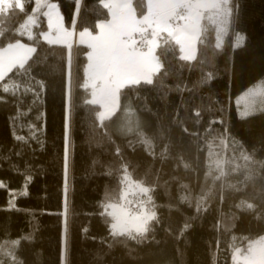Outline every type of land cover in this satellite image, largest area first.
<instances>
[{
  "label": "trees",
  "instance_id": "trees-1",
  "mask_svg": "<svg viewBox=\"0 0 264 264\" xmlns=\"http://www.w3.org/2000/svg\"><path fill=\"white\" fill-rule=\"evenodd\" d=\"M22 1L0 11V49L35 48L0 81V264H232L248 252L264 235V108L241 100L264 86V0L206 11L192 60L158 35L159 71L123 88L102 121L85 86L89 48L77 46L68 98L72 50L41 39L44 20L28 37L35 0ZM57 1L69 28L95 33L109 18L104 0ZM133 5L147 12V0ZM124 124L140 130L123 135ZM126 174L150 189L156 214L143 232L113 234L106 208Z\"/></svg>",
  "mask_w": 264,
  "mask_h": 264
},
{
  "label": "rangeland",
  "instance_id": "rangeland-1",
  "mask_svg": "<svg viewBox=\"0 0 264 264\" xmlns=\"http://www.w3.org/2000/svg\"><path fill=\"white\" fill-rule=\"evenodd\" d=\"M186 0H147V12L138 15L135 11L133 0H113L110 4L108 0L103 3L109 11V18L98 22L97 32L86 29L76 30L66 25L62 11L57 0H35L33 13L29 15L23 25V31L28 37L32 36V27L45 21L46 28L41 33V39L47 44L64 45L72 50L68 68L67 97L72 98L75 91V60L77 46L89 48L86 64L85 86L90 88V102L100 106V120L112 117L119 109L121 90L128 85V76L132 69L140 68V61L136 60L132 65H128L129 59L123 58L124 54H129L131 50L150 54L151 57L156 52L158 43L157 27L162 25L168 28V33L176 32L175 27L184 24L178 29L186 50L195 42L198 43L202 30V20L198 23L195 16H191L193 9H202V19L206 11L222 12L224 0H194V6L188 9L182 3ZM193 1V0H191ZM15 4L23 7L22 0H0V11L10 5ZM186 10L181 22L175 21L177 10ZM188 12V13H187ZM174 15V16H173ZM152 33L151 44L145 49H141L138 42L134 39L136 33ZM219 29L218 44L223 42ZM195 37V38H194ZM197 37V38H196ZM243 37L240 36L238 42ZM35 48L32 44L18 40L0 49V81L15 67L24 65L33 55ZM156 58V57H155ZM152 61V60H151ZM71 62V63H70ZM150 62V61H149ZM157 73L160 64L155 59ZM152 69V62H150ZM149 75L147 82L152 81L153 76ZM255 87V88H254ZM253 91L242 98L244 109H253V104H257L256 110L264 108V104L258 97H262L264 86L258 83L253 86ZM256 97L258 100H256ZM73 99V98H72ZM67 138L69 139L72 131L71 109L68 107ZM139 127L124 124L121 134L128 135L139 131ZM0 186H6L0 179ZM156 207L150 189L142 185L139 181L130 178L127 174L123 180L121 200L117 203L108 205L106 211L112 216L111 231L113 234H125L130 232H143L149 223L154 219ZM232 264H264V235L252 241L250 249L246 253L239 249L234 251Z\"/></svg>",
  "mask_w": 264,
  "mask_h": 264
},
{
  "label": "crops",
  "instance_id": "crops-1",
  "mask_svg": "<svg viewBox=\"0 0 264 264\" xmlns=\"http://www.w3.org/2000/svg\"><path fill=\"white\" fill-rule=\"evenodd\" d=\"M112 2H113V0H109L108 1V3H110V4ZM192 2H194V0L193 1L186 0L182 4L187 6L188 9H191L194 6V4ZM177 11L175 13H177ZM201 12H202V9H193L192 12H191V16L192 17L195 16V20L198 23H200V21L202 20V13ZM185 15H187V14H185ZM183 26H184V24H182L181 26H179L177 28L175 27L176 32L172 33V34H169L168 33V28H166V27H164L162 25H159L157 27V32H158L159 36L161 34L165 33V34H168L169 36H171L172 38L176 39L177 42L180 44L182 56L184 58H186V59L192 60L196 56L197 43L195 42L194 44H192V46H190V48L188 50H186L182 40H180L181 35H180L179 31H178V29L180 27H183ZM150 44H151V42H150ZM123 58H128L129 59L128 65H132L136 60L140 61V63H139L140 64V68L137 67L135 69H132L131 72H130V75L128 76V82H130L132 84L133 83H139V82H146L148 80V78H149V75L154 74L153 70L157 69V64H155V59H157V61H158L156 52L154 54V60H153V55L151 57L150 54H147V53H144V52H140V51H133V50H131L129 54H124ZM149 61L152 62V69L150 67V62ZM158 63H159V61H158Z\"/></svg>",
  "mask_w": 264,
  "mask_h": 264
},
{
  "label": "built area",
  "instance_id": "built-area-1",
  "mask_svg": "<svg viewBox=\"0 0 264 264\" xmlns=\"http://www.w3.org/2000/svg\"><path fill=\"white\" fill-rule=\"evenodd\" d=\"M141 35H135L134 39L138 42L140 48L145 49L149 46L150 38L147 33H138Z\"/></svg>",
  "mask_w": 264,
  "mask_h": 264
},
{
  "label": "snow or ice",
  "instance_id": "snow-or-ice-1",
  "mask_svg": "<svg viewBox=\"0 0 264 264\" xmlns=\"http://www.w3.org/2000/svg\"><path fill=\"white\" fill-rule=\"evenodd\" d=\"M24 195H25V196H27V195H28V193H27V192H25V193H24Z\"/></svg>",
  "mask_w": 264,
  "mask_h": 264
}]
</instances>
